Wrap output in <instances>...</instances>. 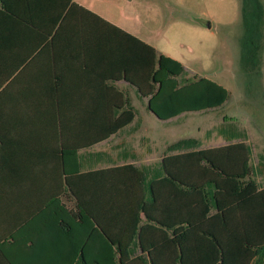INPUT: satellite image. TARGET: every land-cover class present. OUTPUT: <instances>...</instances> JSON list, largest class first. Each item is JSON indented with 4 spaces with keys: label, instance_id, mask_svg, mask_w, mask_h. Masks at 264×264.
Segmentation results:
<instances>
[{
    "label": "crops",
    "instance_id": "0c3cea01",
    "mask_svg": "<svg viewBox=\"0 0 264 264\" xmlns=\"http://www.w3.org/2000/svg\"><path fill=\"white\" fill-rule=\"evenodd\" d=\"M121 2L133 0H0V240L27 222L45 254L79 255L88 238L95 242L85 253H115L97 242L94 224L85 227L74 191L114 224L116 192L136 184L117 167L134 164L147 181L162 179L167 147L183 139L165 144L164 123L217 109L167 120L149 110L130 80L142 84L141 75L123 69L117 28L165 53L122 23ZM153 126H161L160 140ZM184 138L204 148L227 143ZM57 207L74 228H60Z\"/></svg>",
    "mask_w": 264,
    "mask_h": 264
},
{
    "label": "trees",
    "instance_id": "16d2710c",
    "mask_svg": "<svg viewBox=\"0 0 264 264\" xmlns=\"http://www.w3.org/2000/svg\"><path fill=\"white\" fill-rule=\"evenodd\" d=\"M241 7L246 31L257 34L263 24L262 0H241ZM117 29V41L126 49L123 69L128 78L132 71L141 75L142 84L130 80L161 119L219 108L230 98L222 84L190 75L181 61ZM131 39L148 52H136L126 41ZM259 48L249 50L254 63ZM135 116L134 110L129 119ZM214 131L227 143L204 148L197 138H183L170 144L160 162L165 171L160 180L147 181V174L134 164L117 167L133 172L136 184L116 192L110 214L114 224L104 222L108 215L94 213L83 202L86 197L74 191L85 227L94 224V232L101 236L97 242L115 248V253H85L95 242L88 238L79 255L45 254L44 240L31 237L33 225L25 222L0 240V264H264V180H259L264 175V153L256 163L247 129L233 119L226 118L207 135ZM63 210L56 208L58 224L72 228L61 217Z\"/></svg>",
    "mask_w": 264,
    "mask_h": 264
},
{
    "label": "rangeland",
    "instance_id": "374dc122",
    "mask_svg": "<svg viewBox=\"0 0 264 264\" xmlns=\"http://www.w3.org/2000/svg\"><path fill=\"white\" fill-rule=\"evenodd\" d=\"M171 2H121L118 17L135 34L181 61L191 75L208 77L225 86L230 98L217 109L189 112L179 120L164 123L165 144L197 136L204 138L208 146L220 145L225 139L215 131L208 138V131L221 126L226 118L233 119L247 129L257 163L259 154L264 153V16L260 31L248 34L241 0ZM255 45L260 47L257 66L254 54H249ZM160 127L150 128L154 133L158 131L159 140ZM259 180L263 181L264 175Z\"/></svg>",
    "mask_w": 264,
    "mask_h": 264
},
{
    "label": "water",
    "instance_id": "95a60500",
    "mask_svg": "<svg viewBox=\"0 0 264 264\" xmlns=\"http://www.w3.org/2000/svg\"><path fill=\"white\" fill-rule=\"evenodd\" d=\"M209 26H210V24H209ZM156 114V113H155ZM157 115V114H156ZM158 116V115H157ZM159 117V116H158ZM160 118V117H159Z\"/></svg>",
    "mask_w": 264,
    "mask_h": 264
}]
</instances>
